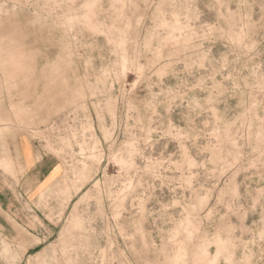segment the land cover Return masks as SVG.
<instances>
[{
    "label": "rangeland",
    "instance_id": "rangeland-1",
    "mask_svg": "<svg viewBox=\"0 0 264 264\" xmlns=\"http://www.w3.org/2000/svg\"><path fill=\"white\" fill-rule=\"evenodd\" d=\"M60 164L0 264H264V0H0V124Z\"/></svg>",
    "mask_w": 264,
    "mask_h": 264
},
{
    "label": "crops",
    "instance_id": "crops-1",
    "mask_svg": "<svg viewBox=\"0 0 264 264\" xmlns=\"http://www.w3.org/2000/svg\"><path fill=\"white\" fill-rule=\"evenodd\" d=\"M59 166L28 135L16 138L13 125L0 124V233L6 240L15 232L16 211L42 195Z\"/></svg>",
    "mask_w": 264,
    "mask_h": 264
}]
</instances>
